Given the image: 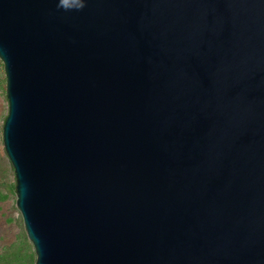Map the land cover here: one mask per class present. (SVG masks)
I'll list each match as a JSON object with an SVG mask.
<instances>
[{"label":"water","instance_id":"1","mask_svg":"<svg viewBox=\"0 0 264 264\" xmlns=\"http://www.w3.org/2000/svg\"><path fill=\"white\" fill-rule=\"evenodd\" d=\"M57 3L0 0L35 264H264V0Z\"/></svg>","mask_w":264,"mask_h":264},{"label":"rangeland","instance_id":"2","mask_svg":"<svg viewBox=\"0 0 264 264\" xmlns=\"http://www.w3.org/2000/svg\"><path fill=\"white\" fill-rule=\"evenodd\" d=\"M8 113L6 84L0 83V264H35V249L17 207L14 168L4 147L3 129Z\"/></svg>","mask_w":264,"mask_h":264},{"label":"clouds","instance_id":"3","mask_svg":"<svg viewBox=\"0 0 264 264\" xmlns=\"http://www.w3.org/2000/svg\"><path fill=\"white\" fill-rule=\"evenodd\" d=\"M87 6L86 0H79L78 7L75 9L76 11H82ZM57 9L60 11H67V6L65 4V0H58Z\"/></svg>","mask_w":264,"mask_h":264},{"label":"built area","instance_id":"4","mask_svg":"<svg viewBox=\"0 0 264 264\" xmlns=\"http://www.w3.org/2000/svg\"><path fill=\"white\" fill-rule=\"evenodd\" d=\"M6 81V72H5V67L0 59V83L4 84ZM6 84V83H5Z\"/></svg>","mask_w":264,"mask_h":264},{"label":"trees","instance_id":"5","mask_svg":"<svg viewBox=\"0 0 264 264\" xmlns=\"http://www.w3.org/2000/svg\"><path fill=\"white\" fill-rule=\"evenodd\" d=\"M6 83V81L4 82V84Z\"/></svg>","mask_w":264,"mask_h":264}]
</instances>
